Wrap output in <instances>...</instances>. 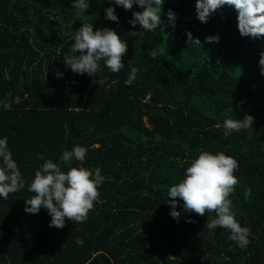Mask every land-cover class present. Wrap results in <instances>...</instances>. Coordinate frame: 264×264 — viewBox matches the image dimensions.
Here are the masks:
<instances>
[{"label":"trees","instance_id":"trees-1","mask_svg":"<svg viewBox=\"0 0 264 264\" xmlns=\"http://www.w3.org/2000/svg\"><path fill=\"white\" fill-rule=\"evenodd\" d=\"M196 4L164 0L163 25L144 31L129 23L143 11L137 4L125 10L114 0H89L80 12L73 0H0V100L9 93L21 99L11 110L0 107V138L25 183L0 197V264H264V37L241 35L234 6L205 23ZM109 7L118 21L106 19ZM83 22L113 29L127 43L119 72L103 61L95 77L66 67ZM189 31L200 45L188 44ZM158 48L153 59L148 50ZM132 67L136 80L126 85ZM99 79L102 85L93 82ZM245 114L253 127L225 137L223 121ZM75 145L87 149L82 166L100 168L104 183L86 222L66 218L63 228L50 227L47 209L25 211L34 195L28 187L44 162L40 154L59 163ZM201 151L224 152L239 164L230 199L237 221L250 228L247 248L229 230L205 227L214 212H186L177 197L179 222L170 215L168 190Z\"/></svg>","mask_w":264,"mask_h":264},{"label":"clouds","instance_id":"clouds-1","mask_svg":"<svg viewBox=\"0 0 264 264\" xmlns=\"http://www.w3.org/2000/svg\"><path fill=\"white\" fill-rule=\"evenodd\" d=\"M115 4L125 10L133 8L134 4L143 8V11L133 13L129 23L133 28L139 24L144 31H155L163 25L161 19L164 0H114ZM224 5L234 6L238 12V28L243 36L252 38L264 37V0H197L196 8L198 19L207 22L209 16ZM73 7L80 12L89 7V0H73ZM169 23L175 26V14L172 10L168 13ZM106 19L118 21V16L113 7L106 9ZM139 32L132 31L130 35L137 36ZM188 44L200 45L199 38L193 39L192 33H187ZM74 44L71 47L73 55L63 57L66 67L74 73L95 77L100 62L103 61L111 72H119L123 67L122 57L127 52V43L123 41L117 32L110 28H100L94 31L93 24L83 22L82 27L76 30ZM207 42H219V36L206 37ZM153 59L157 58L163 49L148 50ZM77 53H79L77 55ZM261 74L264 75V52H261L259 61ZM138 69L132 67L126 85H132L136 80ZM58 76L62 73H57ZM102 85L104 81H93ZM21 103L19 96L0 100V107L11 110L12 104ZM254 117L245 114L242 119L226 118L223 121L224 136L233 132H239L253 127ZM87 149L81 145H75L71 150H64L59 163L51 159H45L44 154L38 157L44 162L35 171L28 191L33 193L26 199L25 211L30 214L38 213L45 208L51 216L50 227L63 228L66 218L74 223H83L88 219L89 212L94 208V202L98 200L99 186L104 183V176L100 168L94 170L83 167ZM0 197L8 199L9 194L16 193L25 187V183L19 170L17 161L8 147L7 138H0ZM79 162L81 166H73V162ZM61 165L67 167L63 171ZM239 168L235 158L224 152L212 153L201 151L198 157L193 158L184 172V177L168 190V196L172 211L170 215L179 222L181 213L176 210L179 197L184 201L186 212H194L200 216L214 212L215 217L208 216L206 228L214 230L217 227L229 230V239L236 242L240 248H247L250 244V228L243 227L237 221L232 210L231 194L239 183L234 175ZM252 189L248 188L245 199H249ZM191 222V221H189ZM76 243L83 246L84 241L77 238Z\"/></svg>","mask_w":264,"mask_h":264}]
</instances>
